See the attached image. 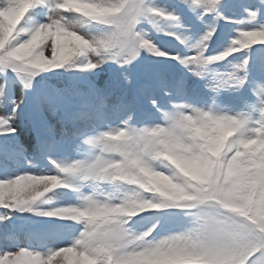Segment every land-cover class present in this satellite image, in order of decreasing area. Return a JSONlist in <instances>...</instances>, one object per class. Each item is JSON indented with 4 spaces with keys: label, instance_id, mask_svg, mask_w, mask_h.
Returning a JSON list of instances; mask_svg holds the SVG:
<instances>
[{
    "label": "snow or ice",
    "instance_id": "6c2138e0",
    "mask_svg": "<svg viewBox=\"0 0 264 264\" xmlns=\"http://www.w3.org/2000/svg\"><path fill=\"white\" fill-rule=\"evenodd\" d=\"M222 6L223 0H177V8L195 14L205 25L201 34L192 37L180 31L184 25L179 16L148 0H0V72L15 73L25 91L33 88L37 75L49 69L96 72L106 63L124 68L145 52L175 61L183 69L173 78L163 67H155L137 84L121 73L127 91L112 107L129 114L119 126L104 130H99L96 121L108 123L103 110L109 107L110 89L116 86L111 79L103 88L89 82L91 102L76 111L63 107V97H37L26 117L21 107L25 97L6 101L0 87V135L11 137L0 145V152L15 145L23 153L17 121L24 117L27 130L35 135L39 150L53 166L0 177V209L66 222L63 232L37 229L34 235L43 238L35 246L30 238L27 247L17 244L12 250H0V264L22 260L39 264H264V202L260 199L264 194V80L249 81L251 61L247 56L225 73L213 67L237 53L254 51L255 45H264V19L259 18V9L246 8L247 18L235 20L223 13ZM260 7L264 8V0ZM43 10H47L46 19L29 26L30 16L41 15ZM160 18L177 31L159 29ZM221 20L239 27L223 47L210 51ZM93 22L104 29L95 35L82 34V27ZM143 22L187 51L161 49L139 27ZM187 73L206 82L213 105L203 108L172 102L186 95ZM246 86L256 97L250 111L232 113L215 105V97L222 91ZM157 91L167 97V104L155 98ZM145 96L161 114L160 122L150 125H166L172 137L166 144H159L147 128L131 123L135 106ZM46 104L57 117L56 123L45 115ZM186 113L237 121L229 141L232 150L217 154L220 167L208 184H198L190 175V162L204 154L205 142L196 125L183 119ZM122 131L124 135L114 139ZM72 144L79 159L68 163L48 155L68 151ZM169 154L175 164L164 159ZM28 178L33 182L24 191H14ZM60 189L71 194L70 202L39 208L42 198ZM138 204L149 206L136 216L97 215ZM167 209L177 211H164ZM149 210L150 215H143ZM10 218L0 215V221ZM148 220L153 222L143 231H133Z\"/></svg>",
    "mask_w": 264,
    "mask_h": 264
},
{
    "label": "rangeland",
    "instance_id": "374dc122",
    "mask_svg": "<svg viewBox=\"0 0 264 264\" xmlns=\"http://www.w3.org/2000/svg\"><path fill=\"white\" fill-rule=\"evenodd\" d=\"M237 6L242 11L240 20H244L247 18L245 9H259V18L264 19V8L260 7V0H236ZM40 11V10H36ZM46 11L43 10L41 15H31L27 23L29 26H31L33 23L37 21H42L46 19ZM239 26L234 24L233 26H227V33L228 37L225 40L227 43L228 39L231 37H234L236 35V29ZM176 31V30H172ZM203 32V29L200 27H191L187 31H185V35H189L192 37H196L199 34ZM81 33L83 34L84 31L81 29ZM225 42H222V44H215L210 47V51L217 49L218 47H223L225 45ZM161 49L176 52L179 51L181 54H183L187 49H185L181 45H173L172 47H164L160 46ZM242 56H247L250 58L251 61V74L249 77V81L252 80H264V57H259L254 54V51H245L243 53H237L234 57L228 58V61L218 63L213 65V67L221 72L225 73L231 70V64L238 63ZM163 59H157L150 54L142 53L141 56L133 62L131 66H126L121 69V67H118L116 69L117 72L121 73H128V75L131 73V78L133 80V84H137L139 81L144 79L147 74L149 73V70L147 67L154 66L157 67L159 64V61H162ZM169 63L173 64L175 67V70H173V74L170 77H179L180 73L183 71L181 67L175 63V61L167 60ZM126 71H125V70ZM115 70V68L113 69ZM112 70L109 68V63H106L102 66V69L96 70V72H82L77 69L72 70L70 72V79L73 81L76 87H79V85H83L84 87L89 88V82L95 84V86L103 87L105 86V83L108 80V77L110 75ZM45 72H41L39 75H37L33 81V89L37 92H42L46 95L47 98L51 99H58L60 97L64 98V104L63 107L70 111H76L81 108L83 104L86 102H91V97L84 98L82 96L86 89H82L78 92L76 96L68 97V95L60 92L54 85L49 84L48 80L44 77ZM84 75H87L86 77ZM84 76V77H83ZM205 81L201 80L200 78H197L191 73L186 74L185 79V90L186 95L182 99H174L173 103H188V104H194L198 107L207 108L210 105H213V94L205 87ZM0 84H1V76H0ZM46 85H52L50 86V91H44L46 88ZM127 91V86L124 85V83L119 84V88L112 92V95L109 98L108 104L109 107L105 110H103V115L106 116L108 123L103 124L100 122V119H97L96 124L99 128V130L106 129L109 125L112 127H117L121 124V122L128 116L129 112H123L118 113L112 106L118 103V98ZM22 96L21 89L19 85L16 82H11V95L10 97L12 99H18ZM161 104H167L168 100L167 97L163 96L159 91H157V95L155 97ZM35 101V98L30 97L26 99L25 104L23 105L22 110L28 115L31 112L32 105ZM247 102V103H246ZM256 102V97H254L251 94L250 86H246L245 88L236 91V90H226L222 91L221 94L217 97H215V105L219 108L229 110L232 113L238 112V111H250L251 105H253ZM46 116L49 118V120L52 123H56L57 117L53 116L52 112H48V107L46 105L45 108ZM154 109V110H153ZM99 115V114H98ZM133 119L131 123H133L135 126H143L144 124H151V123H158L161 119V114L159 112H156L155 108L151 105L147 97H142L138 104L135 106V110L132 113ZM252 115H257L256 112H252ZM27 122V121H26ZM25 122V125H26ZM18 124V132L22 133L19 136V143L23 146V153H21L19 150L16 149L15 145H11V147L8 149V151L0 152L2 155V158L0 160V177L2 176H12L21 172H39L41 170H49L52 169V165L48 162V159L45 154H43L38 146H37V140L33 133L29 132L25 125L22 124V120L17 121ZM0 145H2L0 143ZM76 145L72 144L71 149L68 151H54L48 153V155L54 156L57 159L64 160L65 162H72L76 159H79L80 156L76 152ZM85 191H87L85 189ZM70 193H66V190L60 189L56 190L54 192H51L46 195V197L42 198L40 202H38V206L41 209H49L53 206V203L59 202V203H68L70 202ZM45 201H51L52 203H44ZM164 211H177L175 209H167ZM152 210L147 211L143 215L148 216L150 215ZM14 213V212H13ZM12 213V214H13ZM4 214H11L8 212V210H5ZM22 214V213H21ZM21 217L20 219L24 221L25 223L29 224V226L21 225L19 226V230H16L13 226L12 230V223L10 220H7L5 222L10 225V230L7 235L13 234V238L15 239L13 242L11 240H8L7 238L3 237L0 240V250L3 249H9L12 250L16 247L17 244H19L20 247H27L30 242L35 246L40 239L43 238V236H36L34 233L37 229H50L57 232H63L64 228L63 225L66 224L65 221H62L57 218H46V217H38L34 214L27 213L26 216H17ZM18 219V218H17ZM153 221L148 220L145 221L143 224H138L134 228L135 231H143L146 226L151 224ZM162 223H166V221H162ZM186 223V221H185ZM5 233V234H6Z\"/></svg>",
    "mask_w": 264,
    "mask_h": 264
},
{
    "label": "trees",
    "instance_id": "16d2710c",
    "mask_svg": "<svg viewBox=\"0 0 264 264\" xmlns=\"http://www.w3.org/2000/svg\"><path fill=\"white\" fill-rule=\"evenodd\" d=\"M148 2L154 6L164 8L169 12H174L175 15L179 16L181 18L182 24L184 25V28L180 29V31H184V33H185V31H187L188 29H190L193 26L194 27H196V26L200 27L201 29H203V31L205 30V25L201 24L198 20L195 19V14L190 13L187 10H182L181 8L176 7L177 0H148ZM222 11L226 16L231 17L235 20H240V18H241L242 11L237 6L236 0H223ZM206 19H208L209 22L211 21V17H208ZM157 23L159 25V29L170 30V31L176 30L177 31V29L173 28L169 24L168 21H166L162 18L158 19ZM227 26H232V24L226 23L223 20L219 21L217 34H216V37H214L211 46H213L215 44H220V43L222 44V42H225V40L229 36L227 33ZM139 27L142 30L146 31L149 34L150 39L153 42H155V44H157L159 47L164 46L165 48L166 47L168 48L169 46L172 47L173 45H175V46L179 45L178 42H176L173 38L164 35L162 31H158L157 28L153 27L148 22L141 23ZM103 29H104V26L99 25L95 22H93L91 24H86L82 27V30L84 32H89L93 35L98 34L99 31H101ZM225 44H226V42H225ZM253 49H254V54L256 56L264 57V52L260 51V49H264V45H255V46H253ZM118 67H119L118 65L109 63V68L112 71L108 77L107 82L111 79L114 82V84L116 85L113 89H110L111 92H114L115 90H117L119 88V84L123 82V77L120 76V72L116 71V69ZM114 68H115V70H113ZM147 68L152 69L155 67L150 65V67H147ZM125 69H126V67H125ZM72 70H75V69H71V68L49 69V70L44 71L45 72L44 77L48 80L49 84L54 85L60 92L68 95V97L76 96L78 94V92L81 91L82 89H86V92L83 95H85L86 97H90L89 90L86 87H84L83 85H79V87H76L75 84L73 83V81L70 79V72ZM131 73H132V71H131ZM131 73L129 74V76H131ZM0 76L2 79L0 87L4 88L6 101L11 95V82H16L19 85L21 92H22V96L25 97V102H26V99L30 98V97H34L35 99L37 97H45L42 92H37L35 90H32L33 88L31 90H27V91L23 90L22 85L19 82L16 74L11 72V71H8L7 74L0 72ZM84 76L86 77L87 75H84ZM52 85H46V89L49 91L50 86H52ZM103 87H98V88H103ZM25 102H24V104H25ZM23 105L21 106L22 108H23ZM46 105H44V112L46 110L45 109ZM47 107H48V112H49V105H47ZM23 113H24V117H26V113L24 112V110H23ZM45 115H46V113H45ZM24 117L21 118L23 125H25V122H26V119ZM6 139L8 141H11V137L6 138L5 136L0 135V143L1 144H3ZM1 158H2V155L0 154V160H1ZM4 212H5V209H0V215H5ZM10 213L11 214H7V215H9L11 217L9 220L12 223L11 224L12 230H13V226H14V228H16V230H19V226H21L25 222L20 219L21 217H17V216H26L27 213H22V214L19 212H14V213L10 212ZM9 231H11L10 225H8V223L5 221H0V240L3 237H5L8 240H11L13 242L15 240L13 238V234L7 235V233Z\"/></svg>",
    "mask_w": 264,
    "mask_h": 264
},
{
    "label": "clouds",
    "instance_id": "9594fccd",
    "mask_svg": "<svg viewBox=\"0 0 264 264\" xmlns=\"http://www.w3.org/2000/svg\"><path fill=\"white\" fill-rule=\"evenodd\" d=\"M73 2V0H69ZM264 38V37H261ZM247 103V102H246ZM192 107V105H188ZM183 119L189 125H196V131H198L205 142V152L201 157L196 158L194 161L190 162V175L193 180L198 184H208L210 183L213 175L215 174L216 169L220 167L218 153L222 154L227 151L232 150V146L229 144V141L235 135V129L237 126V121L235 119L224 120V119H215L210 114L204 113L203 118L191 115L184 114ZM141 128H147L150 136L154 137L159 144H166L171 141L172 137L169 134L167 126L164 124H157L154 127L150 124H144L139 126ZM124 132L122 131L119 136L114 137V139H119L123 136ZM165 160L170 161L175 164L176 160L173 158L172 154L165 155ZM33 182V178H28L23 184L19 185L14 191L22 192ZM179 197L180 193H176ZM261 201L264 202V194L260 197ZM234 203H242V200H235ZM44 203H47L45 201ZM149 205L147 204H138L135 208L131 209H120L117 207L113 212L102 211L98 213V216H110V215H126V216H136L138 212L144 210ZM135 232V229H133ZM18 264H39L35 260H22ZM131 264H141L139 261H132Z\"/></svg>",
    "mask_w": 264,
    "mask_h": 264
}]
</instances>
